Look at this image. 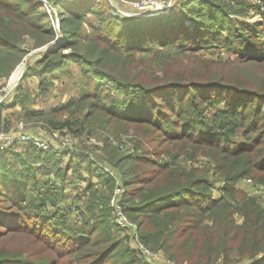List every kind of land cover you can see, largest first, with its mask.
Wrapping results in <instances>:
<instances>
[{
  "label": "trees",
  "instance_id": "obj_1",
  "mask_svg": "<svg viewBox=\"0 0 264 264\" xmlns=\"http://www.w3.org/2000/svg\"><path fill=\"white\" fill-rule=\"evenodd\" d=\"M58 6L62 39L33 55L35 65L27 64L2 107L21 105L27 118L35 115L24 81L39 76L43 87L55 70L71 73L75 61L84 78L80 93L54 107L49 120L75 134H81L77 125L108 131L96 145L98 155L96 148L92 155L30 143L0 152V264H151L114 221L110 199L117 177L125 209L152 250L176 264H264V202L237 187L243 178L264 183V50L258 44L264 21L244 19L254 5L174 0L167 12L129 20L112 14L111 0ZM44 7L42 0H0V80L32 49L57 39ZM89 12L98 23L86 21ZM82 32L101 45L94 57L80 45ZM174 43L183 55L160 56L152 72L131 74L136 50ZM216 45L250 70L195 54ZM123 50L129 52L127 71L112 65L113 53ZM62 113L65 118L57 119ZM117 130L137 137L128 142ZM240 130L244 140L237 142ZM199 155L212 166L187 165ZM215 174L223 180L219 195ZM79 180L84 188L64 203L66 185ZM72 206L81 207L79 223L72 221Z\"/></svg>",
  "mask_w": 264,
  "mask_h": 264
},
{
  "label": "rangeland",
  "instance_id": "obj_2",
  "mask_svg": "<svg viewBox=\"0 0 264 264\" xmlns=\"http://www.w3.org/2000/svg\"><path fill=\"white\" fill-rule=\"evenodd\" d=\"M68 0H56V2H53V0H43V4L47 3L48 7L45 6L44 8L48 11V13L51 15L52 22L55 25L56 28V38L62 39V31L60 29V20H59V11L60 6L58 4L63 5ZM113 5L115 7V10L113 9L112 14H120L122 17L126 20H129L132 16H146V15H155V13L159 12H167L168 10L166 7L168 6V0L161 1L157 4H151L149 3L146 6L139 7L134 6L133 4H127L126 1L131 2H139L141 0H112ZM248 3L253 4L254 6H251L248 10L249 16L244 17L245 20L251 21V22H263L264 21V4L261 6L259 3L256 2V0H246ZM174 3V0L171 2ZM171 4V5H172ZM58 6V8L56 7ZM171 8V7H170ZM169 8V9H170ZM131 13H142V15H133ZM157 13V14H159ZM86 21L89 23L90 21L94 23H98V16L95 13L89 12L86 16ZM87 22L84 21L83 26L87 31H90L91 26L87 24ZM58 28V31H57ZM80 45H82V48L90 53H94L92 56L94 57L97 53L98 46L101 47L100 44H98L96 41H93L91 38L85 35V32H82L80 34ZM258 44L260 45V49L264 50V31L260 33V36L258 37ZM32 43V40L30 37H26L25 41L23 42V45L25 47H29ZM38 48L32 49L30 52H28L24 58L23 61H21L15 70L12 72V74L9 76L1 77L0 82L2 83L0 86H4L7 82L8 78H11V76L15 74V71L17 68L21 65L24 66V70L28 63H32L35 65L36 61L33 59V55L41 50H37ZM37 50V51H36ZM69 49H65L64 51L67 52ZM35 51V52H34ZM125 53L123 55H120L118 53H113L112 55V65L116 67H121L124 70L127 71V62L130 63V59L126 58L127 55H129V52L123 50ZM33 52V53H32ZM112 52V51H111ZM196 55L202 56L204 58H210V59H223L231 62H235L237 64V67L240 70H250V67L243 64H238V56L236 53L226 49L224 46L216 45L208 49H202L200 51H197L195 53ZM178 56L183 55V53L178 49V45L176 43L172 45H164V46H156L153 51L150 52H142L140 50H136L134 57L138 60L137 64H133V68L131 70V74L134 75L139 71H145L147 73L152 72V69L156 67V65H159L158 58L160 56ZM187 55V53H186ZM144 57L145 60L142 58ZM105 63V62H104ZM123 63V66L122 64ZM68 67L71 69V73H66L61 70H55L53 74L47 77L46 81L47 83L44 84L43 87L38 86V82L40 80L39 76H33L28 78L26 81H24V86L26 88V91L29 94L30 101L27 104V107H32L35 109V115H32L30 117L25 116V111L22 109L21 105H17L16 107H11L9 109L3 107V110L7 113L9 116V120H7L8 127H17V125L22 122L25 126L26 130L33 131L36 133L44 134L47 137L51 138L56 145L63 144L65 142L66 145H71L72 147H76L80 149L81 151L84 150L85 153L93 154V149L96 148L97 155L100 152V147H97L96 145H102V140L104 139V135L108 131V127L100 126V128L96 129H90L89 127H83L81 125H77V128L79 129V132L81 134H75L74 132H69L67 129H56L50 122V118L53 117V108L58 106L61 103H64L69 100V98L73 96H78L80 93V88L82 87V80L84 79L82 77V73L79 70V65L75 61H70ZM22 78V77H21ZM21 79L17 81L19 84ZM107 82V80H104ZM17 84V85H18ZM65 113V112H64ZM62 113L61 115H56L57 119H64L65 115ZM64 115V116H63ZM85 130V131H83ZM89 130V131H88ZM118 131V130H117ZM118 134H123V137L126 141L132 142L135 137V132L133 130L130 131H118ZM110 134H112L115 137V133L112 131ZM79 135V136H78ZM136 139V138H135ZM235 140L243 141L244 136L242 130L239 131L237 136L235 137ZM95 144V145H94ZM92 151V152H91ZM70 157V154H66L63 157V163L68 160ZM76 163H79V158L74 157L73 158ZM186 158L182 159V162L184 163ZM86 165V161L82 163V168ZM190 167H200L204 168L207 166H212L209 159L203 155H199L197 158H194L192 160L188 161V164ZM82 168L80 170H82ZM214 177L217 179L214 181L215 185V194L219 195V188L223 184V180H220L219 176L217 174L214 175ZM68 179H72V174L69 171V177ZM246 178L241 179L237 183V187L241 189L244 192L251 193L253 195H256L260 201L264 202V183H258L261 185V189L259 188L257 191L256 182H254L253 179L251 181L245 180ZM73 180V179H72ZM256 183V184H255ZM84 183L82 180H79L76 182L75 185H67L70 189H67L68 193H71V196H75L74 193L69 191H80L84 188ZM80 187V188H79ZM81 193V197H82ZM81 208V207H80ZM239 222L241 219L238 217L237 219ZM127 231L123 230L120 235L126 234ZM155 251V250H154ZM159 256L155 260H148L151 262V264H176L175 262L171 261L166 257L163 251H158ZM147 260V259H146ZM214 264H226L224 261L219 260L217 263Z\"/></svg>",
  "mask_w": 264,
  "mask_h": 264
},
{
  "label": "built area",
  "instance_id": "obj_3",
  "mask_svg": "<svg viewBox=\"0 0 264 264\" xmlns=\"http://www.w3.org/2000/svg\"><path fill=\"white\" fill-rule=\"evenodd\" d=\"M43 1V0H42ZM112 1V0H111ZM164 0H141L139 2H131L126 1L127 4H133L134 6H139L140 8L143 6L151 4H157ZM173 0H168V6L166 9L168 10L172 5ZM261 6L264 4V0H256ZM113 3V1H112ZM114 4V3H113ZM45 6L48 7V4L45 3ZM130 14H135L128 12ZM19 80V79H18ZM9 78L5 85L0 86V152L6 151L8 148L12 147L16 143H30L36 145L37 147L47 150L51 148H70L74 149L71 145H66L65 142L63 144L56 145L54 141L47 137L44 134L36 133L33 131L26 130L25 126L22 122H20L17 127H8L7 120L9 117L7 113L3 110V104L6 102H10L12 95L14 94L17 82L10 85ZM245 180L251 181L250 178H246ZM261 187V185H257L256 189ZM264 188V187H262ZM261 189V188H260ZM123 194V186L120 183L119 177H117V184L113 189L112 196L110 199V205L112 208V214L116 225L127 231L129 235V243L135 250L139 257L147 259V260H155L160 253L152 250L140 239V234L138 230L137 223L131 219L125 209V205L122 201ZM72 221L75 223H79L83 220V214L81 208H77L76 206H72Z\"/></svg>",
  "mask_w": 264,
  "mask_h": 264
},
{
  "label": "bare ground",
  "instance_id": "obj_4",
  "mask_svg": "<svg viewBox=\"0 0 264 264\" xmlns=\"http://www.w3.org/2000/svg\"><path fill=\"white\" fill-rule=\"evenodd\" d=\"M25 66V65H24ZM24 66H19L17 68V70L15 71V74L14 76L12 75L11 78H9V83L10 85L16 83L18 81V79L20 78L21 74H22V71L24 70Z\"/></svg>",
  "mask_w": 264,
  "mask_h": 264
},
{
  "label": "water",
  "instance_id": "obj_5",
  "mask_svg": "<svg viewBox=\"0 0 264 264\" xmlns=\"http://www.w3.org/2000/svg\"><path fill=\"white\" fill-rule=\"evenodd\" d=\"M157 13H159V12H157ZM157 13H155V14H157ZM142 15V13H135V14H133V15ZM57 31H58V28H57ZM58 33H59V31H58ZM58 41H59V39H58V37H57V39L54 41V42H52V43H48L47 45H44V46H42V47H38V51L39 50H41V49H44V48H48V47H51V46H55L57 43H58ZM36 50V51H37ZM35 52V51H34ZM33 53V52H32ZM23 74H24V71H22V74H21V76H20V79H21V77L23 76Z\"/></svg>",
  "mask_w": 264,
  "mask_h": 264
},
{
  "label": "crops",
  "instance_id": "obj_6",
  "mask_svg": "<svg viewBox=\"0 0 264 264\" xmlns=\"http://www.w3.org/2000/svg\"><path fill=\"white\" fill-rule=\"evenodd\" d=\"M38 86H39V82H38ZM10 108H11V107H10ZM10 108H9V109H10ZM8 117H9V116H8ZM67 189H70V188L66 185V189L64 190V193H65L66 195H67V194H70V195H71V193H68ZM69 192H72V193H74V194L77 193L76 191H69ZM67 197H68V195H67ZM67 197H66V199H65L66 201H63V202L66 203V204L69 202V197H68V198H67Z\"/></svg>",
  "mask_w": 264,
  "mask_h": 264
}]
</instances>
